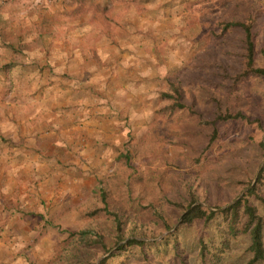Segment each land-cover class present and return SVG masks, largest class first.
I'll return each mask as SVG.
<instances>
[{"label":"rangeland","instance_id":"obj_1","mask_svg":"<svg viewBox=\"0 0 264 264\" xmlns=\"http://www.w3.org/2000/svg\"><path fill=\"white\" fill-rule=\"evenodd\" d=\"M97 3L85 9L63 7L59 15L52 11L44 22L47 32L40 38L33 37L31 23L24 22L27 43L16 47L27 46V50L24 55L14 52V61L33 65L46 59L60 66H53L56 72L44 66L38 82L37 77L29 78L33 73L15 70L14 83L0 85V116L10 111L20 121L34 98L41 100L48 108L43 111L57 123L62 111L72 127L87 129L84 134L95 149L100 146L103 170L69 209L46 213V223L30 232L24 246L28 257L26 251L19 255L21 248L4 244L0 264H97L107 251L72 242L76 231L92 228L103 235L110 249L114 247L113 220L82 214L100 204L97 188L107 192L109 208L123 217L122 232L128 236L139 230L144 232L140 237L150 242L141 249L134 246L107 264H201L197 237H210L217 243V230L194 221L179 226L173 237L170 233L179 225L182 210L165 198L183 204L190 190L197 202L209 208L213 203L223 204L244 189L238 179L255 178L261 167L264 196V80L248 76L230 84V75L238 69L240 38L235 31L222 33L217 27L220 19L230 18L226 5L215 1L191 5L187 0ZM256 14L257 48L264 44V0H257ZM81 49L88 55L86 60L78 53ZM161 68L166 75L161 76ZM47 75L53 77L52 83L47 82ZM170 83L179 87L187 107L169 114L158 112L163 101L159 93L168 90ZM153 93L159 98L149 100ZM214 100L221 108L239 109L248 121L217 123L216 136L204 148L210 127L200 119L213 115ZM51 101L53 106H49ZM80 153L87 155L85 149ZM95 155L97 162L99 154ZM255 204L264 215V204ZM156 212L170 223L169 229L162 228ZM246 244L244 236L231 240L219 264H242ZM10 252L15 255L9 261Z\"/></svg>","mask_w":264,"mask_h":264},{"label":"crops","instance_id":"obj_2","mask_svg":"<svg viewBox=\"0 0 264 264\" xmlns=\"http://www.w3.org/2000/svg\"><path fill=\"white\" fill-rule=\"evenodd\" d=\"M98 1L28 0L24 3L22 0H0V85L7 87L13 84L15 70L33 73L29 78L37 77V82L38 76H44V66L54 72L58 70L53 67L59 64L57 61L50 65L43 56V61L33 65L14 61V52L24 55L27 50V46L16 47V44L27 43L22 32L24 22L29 21L30 29L36 33L33 37L40 38L47 32L44 22L51 17L52 11L59 15L63 7L85 9L86 5L95 6ZM38 50L49 53L44 48ZM78 53L83 60L88 58L84 50ZM46 78L48 83L53 82L52 76L47 75ZM53 102L49 106H53ZM37 108L41 110L37 112ZM46 109L41 100L34 98L27 111L21 114L24 117L20 121L10 111L6 112V116H0V246L5 244L13 249L21 248L19 255L24 256L22 252L26 251V257L28 250L24 246L30 240L29 234L46 223V213L55 208L58 211L69 209L76 199L85 195L84 191L103 170L100 156L104 152L99 149L100 146L95 149L91 145L84 134L87 129L72 127L62 111L58 112L59 117L56 118L60 121L57 123L53 116L43 111ZM99 133L103 137L101 130ZM83 149L87 155L80 153ZM95 152L99 154L97 162L93 161ZM14 255L10 252L6 260H12Z\"/></svg>","mask_w":264,"mask_h":264},{"label":"trees","instance_id":"obj_3","mask_svg":"<svg viewBox=\"0 0 264 264\" xmlns=\"http://www.w3.org/2000/svg\"><path fill=\"white\" fill-rule=\"evenodd\" d=\"M213 1L226 5L231 9L229 19L218 21L217 27L220 32L224 33L232 30L240 38L239 57L237 58L238 69L230 75V84H235L248 76L264 80V44L256 48L254 38L257 22V0H187L188 4L191 5ZM159 96L164 103L160 104L157 109L158 112L169 114L187 107L182 101L179 87L174 83H170L168 90L160 91ZM214 101L216 104L214 105L213 115L209 118L200 119V123L210 127L204 148H207L216 136L217 123H224L231 119H245L248 121L246 115L239 109L232 110L227 106L221 108L218 101ZM258 143L260 146L263 145L261 140H258ZM199 157L197 154L196 160ZM262 171L263 167L258 170L255 178L253 176V182L251 176L246 179H238L237 182L240 184V188L245 189L240 195L239 193L234 195L230 203H213L209 208L202 203L195 202L196 198L190 190L187 191L188 198L183 204L177 200L165 198L169 205L179 207L182 210L178 219L179 225L174 228L170 235L174 237V232L177 231L179 226H186L194 221L201 222L203 225L211 224L217 230L219 241L214 243L210 237H197V252L201 264H219L230 241L242 236L247 239L244 248L247 256L242 264H264V215L258 211L255 204V201L264 204V196L260 192ZM97 189L100 204L86 209L82 214L85 216L105 215L113 220L111 244L114 247L110 249L112 246L106 245L103 235L92 228H82L76 231V236L72 239V242L83 248L99 246L102 250L107 251L108 253L101 257L97 264H107L110 259L116 260L121 254L128 252L134 246L141 249L143 246L149 245V241L140 237L144 236V232L136 230V233H130L128 236L122 232L123 217L117 211L109 208L107 192L101 188ZM221 206L223 207L215 209ZM156 215L163 229L167 230L171 227L161 213L156 212ZM153 243H156V241ZM174 248L176 250L175 244ZM88 263L93 264V262L86 261L83 264Z\"/></svg>","mask_w":264,"mask_h":264},{"label":"clouds","instance_id":"obj_4","mask_svg":"<svg viewBox=\"0 0 264 264\" xmlns=\"http://www.w3.org/2000/svg\"><path fill=\"white\" fill-rule=\"evenodd\" d=\"M22 2L27 3L28 0H22ZM29 39H31V38H29ZM160 74H161V76L166 75V69L161 68ZM158 98L159 97H158V94L157 93H153V94H151V95L148 96V99L149 100L158 99ZM163 103H164V101H161V104H163ZM40 110H41L40 108H37L36 109L37 112H39ZM150 114H151L150 112H146V115H150Z\"/></svg>","mask_w":264,"mask_h":264},{"label":"water","instance_id":"obj_5","mask_svg":"<svg viewBox=\"0 0 264 264\" xmlns=\"http://www.w3.org/2000/svg\"><path fill=\"white\" fill-rule=\"evenodd\" d=\"M253 180H254V178H253ZM253 180H252V182H253ZM244 189H245V188H244ZM244 189L239 193V195L244 191ZM239 195H238V196H239ZM195 202H197V201H195ZM195 202H194V203H195ZM230 202H231V201H229V203H230ZM227 204H228V203H227ZM222 207H223V206L218 207V208H215V209H220V208H222ZM212 209H213V208H212ZM120 242H122V241H120Z\"/></svg>","mask_w":264,"mask_h":264}]
</instances>
